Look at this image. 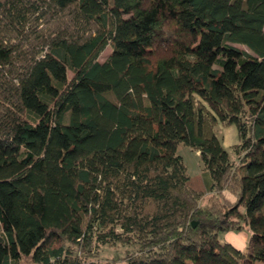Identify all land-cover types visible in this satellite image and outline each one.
Wrapping results in <instances>:
<instances>
[{"label":"trees","instance_id":"obj_1","mask_svg":"<svg viewBox=\"0 0 264 264\" xmlns=\"http://www.w3.org/2000/svg\"><path fill=\"white\" fill-rule=\"evenodd\" d=\"M179 144L233 203L200 205ZM243 229L242 251L218 239ZM116 244L264 264V0H0V264Z\"/></svg>","mask_w":264,"mask_h":264},{"label":"rangeland","instance_id":"obj_2","mask_svg":"<svg viewBox=\"0 0 264 264\" xmlns=\"http://www.w3.org/2000/svg\"><path fill=\"white\" fill-rule=\"evenodd\" d=\"M110 51L109 47H106L105 50L101 53L98 58V61L102 62L106 59ZM71 76V73H69ZM216 136L220 140L222 147L225 149L231 160L235 159L232 146L239 142L237 130L234 125H223L218 124L216 129ZM176 153L182 158V162L186 168V174L189 178L188 186L202 193L200 200L201 206H207L211 202L220 203L219 201L224 199L223 197H233L230 192L222 191L221 193H212L209 188V176L208 172L203 167L202 161L199 157L198 152L192 150L191 148L179 144L176 148ZM224 192V193H223ZM224 194V195H223ZM229 232H224L218 235L220 242L225 243L228 238ZM237 233V232H233ZM250 234L248 229H243L239 234ZM136 250V247L116 244V245H105L101 247H95L92 249V255L86 259L95 264H124L125 258L129 252ZM22 264H27L23 262Z\"/></svg>","mask_w":264,"mask_h":264},{"label":"crops","instance_id":"obj_3","mask_svg":"<svg viewBox=\"0 0 264 264\" xmlns=\"http://www.w3.org/2000/svg\"><path fill=\"white\" fill-rule=\"evenodd\" d=\"M208 184H210V179L208 181ZM224 193V192H223ZM224 195V194H223ZM225 200H228L229 202L233 203L235 201V198L233 197H223ZM228 238L225 241V243H228L230 245H232L234 248L238 249V250H244L247 240L249 238L248 234H239V232L237 233H233V232H229L228 234Z\"/></svg>","mask_w":264,"mask_h":264},{"label":"water","instance_id":"obj_4","mask_svg":"<svg viewBox=\"0 0 264 264\" xmlns=\"http://www.w3.org/2000/svg\"><path fill=\"white\" fill-rule=\"evenodd\" d=\"M192 226H194V224L192 223Z\"/></svg>","mask_w":264,"mask_h":264}]
</instances>
